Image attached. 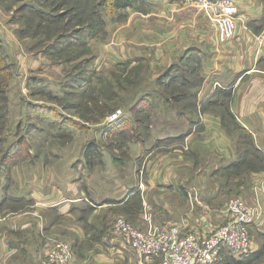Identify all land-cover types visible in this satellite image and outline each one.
I'll return each mask as SVG.
<instances>
[{
  "label": "crops",
  "instance_id": "crops-1",
  "mask_svg": "<svg viewBox=\"0 0 264 264\" xmlns=\"http://www.w3.org/2000/svg\"><path fill=\"white\" fill-rule=\"evenodd\" d=\"M236 2V34L225 43L201 11L183 0H141L126 10L124 21H110L107 36L97 38L100 66L140 62L156 80L179 63L175 71L202 79L195 106L148 98L153 108L146 126L137 118L132 140L117 147L128 158L114 161L101 150V163L93 167L84 155L64 162L51 145L79 129L54 119L39 122L55 128L36 125L30 132H41L42 155L31 144V162L14 165L9 185L0 183V264H48L55 239L72 246L73 264H157L114 233L117 218L144 231L180 226L209 235L227 223L234 196L261 208L250 229L254 251L264 248V0ZM34 69L28 64L23 72ZM226 116L249 140L246 160ZM102 124V134L115 132H109L113 124ZM87 127L85 140L92 142L95 129ZM228 258L234 260L228 264H244L241 257Z\"/></svg>",
  "mask_w": 264,
  "mask_h": 264
},
{
  "label": "rangeland",
  "instance_id": "rangeland-1",
  "mask_svg": "<svg viewBox=\"0 0 264 264\" xmlns=\"http://www.w3.org/2000/svg\"><path fill=\"white\" fill-rule=\"evenodd\" d=\"M93 1L0 0V14L2 15V18L0 17V58L3 59L0 70L2 67L5 68L3 73H0V115H2L0 149L2 147L3 152L9 155L5 159L6 165L0 164V183L2 185L8 184L7 178L15 173L16 166L14 165L20 161L21 163L31 162L33 156L30 151L27 152L31 144L42 155L43 144L40 141H44V139L39 136L41 132L37 133L38 136L33 134L31 136L32 128L37 125L36 128L39 127L40 130L42 128L50 131L55 130V128L47 127L44 123L40 124L39 122L45 120L30 112L29 104L47 103L56 106L61 113L86 123L87 126L90 124L95 129H93L94 134L90 135L93 137V143L85 140L87 136L83 131L87 127L80 132L62 135L51 145L59 150L62 158L65 157L64 162L74 156L84 155L89 166L93 167L95 164L101 163V150L108 157L112 155L114 161L118 160L117 158H128L126 150L123 149L125 151L121 152L117 147L132 140L133 134L130 132L133 131L134 125L130 127V136L123 138H120L121 136L113 137L114 134H102L105 126H103V130L100 128L102 123L106 126L112 125L107 123V119L115 110L123 111L121 121L127 120L129 117L130 121L135 122L137 118H140L145 127L148 122L147 113L131 112L139 99L146 97L148 100L152 97L153 102L156 103L155 98L156 101H165L168 98L171 103L175 96L181 97L180 94H184V92L190 94V96L187 95V101L195 97L194 88H173L175 85L173 79L160 76V78L152 80V75L148 69L146 70V65L140 62L133 63L127 60L122 65L118 64L117 67L110 70L107 67L116 63L108 62V65L105 64L107 67H101L98 62L100 55L97 52L102 46L97 38L101 39V37L107 36L109 18L105 20L104 31L101 30V33L98 34L92 33L94 36L90 34V30L83 29L81 32L67 33L66 36L60 37L57 43L52 38L43 44L40 37H34L35 29L39 30L38 25H43L46 21H51L50 25L44 24L45 27L49 26L50 29L46 28V31L51 35L54 34V27L57 26V23H60L61 26L69 24L68 28L77 24L85 25L87 21H82L81 16L87 17L90 21L91 11L95 8ZM183 1L187 3L185 0ZM201 13L206 18L204 12ZM118 21L122 22L124 19ZM29 28H31L30 32ZM51 44H54L53 48L49 46ZM144 55H149V51L147 50ZM28 64L35 68V71L24 73V67ZM186 76L190 77L189 74ZM71 81L73 82L70 85ZM3 83H6L5 87L1 86ZM155 84L158 89H154ZM31 123L34 124L32 128ZM120 124L124 123L120 122ZM226 124L227 128L236 129L227 116ZM111 131L114 129L111 128L109 132ZM235 131H237V139L241 144L242 159L246 160L245 148L251 149L249 140L243 131L238 129ZM68 145H76V147ZM91 145L95 147V151L93 150L90 158L94 155V159L98 160L86 157V154L90 152ZM73 148L75 149L73 150ZM19 152L21 153L18 154ZM116 152L121 153L116 154ZM1 154L0 163L3 157ZM240 173L244 174L245 172L240 171ZM1 188L3 186H0V191ZM236 197L240 196L230 199ZM225 213L229 221V213L226 211ZM261 258L258 264H262L264 261V256Z\"/></svg>",
  "mask_w": 264,
  "mask_h": 264
},
{
  "label": "built area",
  "instance_id": "built-area-1",
  "mask_svg": "<svg viewBox=\"0 0 264 264\" xmlns=\"http://www.w3.org/2000/svg\"><path fill=\"white\" fill-rule=\"evenodd\" d=\"M185 1L204 12L222 43L234 38L239 13L236 0ZM122 115L121 109L115 110L107 123H116ZM259 189L257 187L256 191ZM226 212L229 213V221L209 235L188 233L180 226L165 230L151 227L144 231L122 217L116 219L113 231L128 239L141 255L158 261L157 264H223L227 256L241 257L254 251L250 227L262 215L259 206L250 207L239 197L229 201ZM46 260L48 264H73L72 246L62 239L53 240Z\"/></svg>",
  "mask_w": 264,
  "mask_h": 264
},
{
  "label": "trees",
  "instance_id": "trees-1",
  "mask_svg": "<svg viewBox=\"0 0 264 264\" xmlns=\"http://www.w3.org/2000/svg\"><path fill=\"white\" fill-rule=\"evenodd\" d=\"M138 1L141 0H94L93 1V6L95 7L94 9H92L91 13L92 16L90 17V21H88L89 19L85 16H81V20L82 21H87L85 23V25H81V24H77L74 25V27L68 28L69 24H64V25H59L60 23H57V26L54 27V34H50V32L46 31V28L50 29L49 26L45 27L44 24H48L50 25L51 21H46L45 23H43V25H38L39 30L35 29L34 31V37L38 38L40 37L42 41V43H46L49 42L52 38H54V41H56L55 43H57V41H59V38L62 36H66L67 33L72 34V33H76L77 31L81 32L83 29L86 30H90V34L92 33H101V30L104 31V27L106 26L105 24V20L106 18H109V21L111 22H115L118 20H123L126 18V10L129 7H133ZM34 11H38V10H34ZM105 17V18H104ZM93 18V20H92ZM31 28H29V32H30ZM95 30H97V32H95ZM65 34V35H64ZM93 35V34H92ZM94 36V35H93ZM40 45V43H39ZM53 48L54 44L49 45ZM189 52V51H188ZM3 63V59L0 58V65ZM181 64H175L172 65L162 76L165 78H170L173 79V81L175 82V85H173V88H183V89H192L198 86V84H201L202 79L200 77H198V75L195 74H189L190 77H187L186 75H188V73H182L181 72H177L175 71L177 68L180 67ZM4 67L1 68L0 73L2 74L4 71ZM73 81H71L69 84L71 85ZM1 86H6V83L1 84ZM222 98H229L230 92H226V91H222ZM182 95L181 97H174V101H187V95L190 96V94H187L186 92H184V94H180ZM195 95V94H194ZM195 101H197L196 96L190 100L187 101L189 103L188 107L190 109H193L195 106ZM224 105L227 107V112L226 115L227 116H231L232 114L230 113L229 109H228V103L229 101H224L223 102ZM29 110L30 112L36 114L37 117H39L40 119H44V120H48V119H54V121H59L61 124H64L68 127H72V128H76L79 130H83L87 128V124L81 122L80 120H76L73 117L69 116V115H65L63 113H61L58 108L56 106L47 104V103H43V104H29ZM152 106H151V102L147 100L146 97H143L141 99H139L133 106V109L131 112H135L137 114H141V113H150L152 112ZM97 111V110H96ZM2 120V115H0V121ZM139 122H141V126L144 125L143 120H140V118H138ZM120 122H123L124 124H120ZM135 123H137V119L134 122L133 120H122L121 119L119 121H117L116 123H114L113 125L117 124L116 126H112V128L114 129L115 132H112L114 135L116 134H121V133H125L124 136H121L120 138L123 137H128L130 136V132L129 130L131 125H135ZM120 124V125H119ZM31 128L33 127V123H31ZM119 125V126H118ZM123 127H125V130H120ZM30 128V129H31ZM118 131L120 133H118ZM114 137V136H113ZM117 138H119V136H116ZM182 138V136L178 137L176 140H180ZM170 141V140H168ZM93 143V142H92ZM122 144V143H121ZM93 150L95 151V147L91 145V149L90 152L88 154H86V157L89 158V156L93 153ZM3 152L2 147L0 149V154ZM21 152H19L18 154H20ZM2 159H1V163L2 165H6L5 164V159L7 157H9L8 153L5 154V152H3ZM13 158V157H12ZM4 161V162H3ZM250 234H251V229H250ZM251 238L253 239L252 235ZM262 256H264V248H260L257 251H251L245 255L241 256V260L239 261V263H244V264H258L262 258ZM229 258L228 256L226 257V260L223 264H228L229 262L232 261H228ZM259 261V262H258Z\"/></svg>",
  "mask_w": 264,
  "mask_h": 264
},
{
  "label": "clouds",
  "instance_id": "clouds-1",
  "mask_svg": "<svg viewBox=\"0 0 264 264\" xmlns=\"http://www.w3.org/2000/svg\"><path fill=\"white\" fill-rule=\"evenodd\" d=\"M122 118V117H121ZM114 124V123H113Z\"/></svg>",
  "mask_w": 264,
  "mask_h": 264
}]
</instances>
